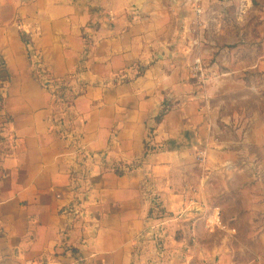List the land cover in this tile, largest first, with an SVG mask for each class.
I'll list each match as a JSON object with an SVG mask.
<instances>
[{"label": "crops", "instance_id": "1", "mask_svg": "<svg viewBox=\"0 0 264 264\" xmlns=\"http://www.w3.org/2000/svg\"><path fill=\"white\" fill-rule=\"evenodd\" d=\"M243 43L264 0H0V264H264Z\"/></svg>", "mask_w": 264, "mask_h": 264}, {"label": "rangeland", "instance_id": "2", "mask_svg": "<svg viewBox=\"0 0 264 264\" xmlns=\"http://www.w3.org/2000/svg\"><path fill=\"white\" fill-rule=\"evenodd\" d=\"M243 44L245 46L236 51H239L240 55L238 66L242 68L241 77L244 84L223 95L221 114L225 116L229 113L230 116H234L230 120V126L232 128L235 126L237 130L240 129L239 134L236 132L234 138L240 141V146L244 150V158L251 165L255 175L262 179L261 206L264 207V55L261 68L249 69L258 60L259 54H264V45ZM234 46H237V43L231 45L230 48ZM240 155L242 158V154ZM198 161L202 162L199 159ZM257 220L264 225V216L258 217Z\"/></svg>", "mask_w": 264, "mask_h": 264}, {"label": "built area", "instance_id": "3", "mask_svg": "<svg viewBox=\"0 0 264 264\" xmlns=\"http://www.w3.org/2000/svg\"><path fill=\"white\" fill-rule=\"evenodd\" d=\"M193 1H195L196 3L199 1V0H193ZM196 12L198 13V14H200L201 12H202V9L200 8V7H196ZM197 25H198V27H201L202 25H203V23L202 22H198L197 23ZM35 57V56H34ZM35 65H38V60L37 59H35V61L33 62ZM43 71V70H42ZM194 71L196 72V73H198V75H200L202 78H206V76H207V72L205 71V69H204V67H203V64H202V61H201V59L200 58H198V59H196V61H195V66H194ZM204 151L202 152L201 151V155H200V157H203L204 156Z\"/></svg>", "mask_w": 264, "mask_h": 264}]
</instances>
